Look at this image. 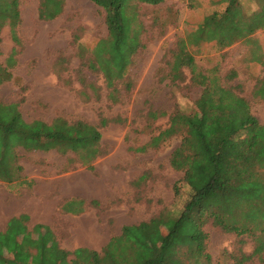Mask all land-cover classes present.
I'll list each match as a JSON object with an SVG mask.
<instances>
[{
	"label": "trees",
	"instance_id": "obj_1",
	"mask_svg": "<svg viewBox=\"0 0 264 264\" xmlns=\"http://www.w3.org/2000/svg\"><path fill=\"white\" fill-rule=\"evenodd\" d=\"M91 1L103 10L107 33L87 42L73 35L74 55L79 60L75 79L87 99H99L105 89L107 100L115 104L123 91L132 88L130 67L146 46L138 5L156 7L166 0ZM189 1L198 18L191 22L190 30L177 36L170 51L168 78L172 83L182 82L188 71L190 81L201 88L200 94L190 113L173 111L168 125L136 149L157 148L168 138L180 136L169 158L171 167L182 173L186 188V200L179 212L161 211L137 225H124L120 234L110 237L99 251L83 246L65 249L44 226L26 232L22 227L29 216L22 214L7 222L5 233L12 254L9 247L0 245V264H213L207 250V224L225 233L252 237L251 254H242L235 264L264 252V123L252 114L245 97L228 84L236 77L235 71L227 73L223 81L217 66L205 72L196 62V53L208 47L224 48L264 29V0H258V8L250 13L244 12L240 0H214L225 6L209 13L196 0ZM64 5L65 0H39L38 18L53 20ZM20 22L19 0H0V41L7 26L15 46H20ZM18 52L14 47L6 66L0 64V84L10 79L8 67L13 66ZM65 61L61 57L57 63ZM88 73L100 75L104 84L97 85ZM257 93L264 95V85ZM165 113L150 110L147 115L154 120ZM120 121L100 117L99 126L62 116L50 122L27 121L16 103L0 99V181L33 187L34 180L23 174L19 149L73 154L82 165L93 169L94 161L105 154L100 128ZM146 179L143 174L134 183L140 185ZM173 187L180 196V185Z\"/></svg>",
	"mask_w": 264,
	"mask_h": 264
},
{
	"label": "rangeland",
	"instance_id": "obj_2",
	"mask_svg": "<svg viewBox=\"0 0 264 264\" xmlns=\"http://www.w3.org/2000/svg\"><path fill=\"white\" fill-rule=\"evenodd\" d=\"M196 2L205 13L225 6L214 0ZM240 3L246 13L258 8V0ZM38 6L39 0H19L20 46H15L7 26L1 31L0 64L6 66L14 47L19 50L13 66L8 67L10 79L0 84L1 101L16 103L27 121L50 122L57 116L98 126L100 117L121 121L100 128L105 154L94 161L93 169L73 154L19 149L23 174L35 183L28 189L0 181V245L9 247L12 254L5 233L7 222L27 214L22 230L44 226L65 249L83 246L99 251L110 237L120 234L122 226L137 225L161 211L177 214L186 200L182 173L169 162L180 136L168 138L157 148L136 149L168 125L173 111L190 113L200 94L201 88L190 81L188 71L182 82L172 83L168 78L170 51L177 36L190 30L198 14L189 0H166L156 7L138 5L146 46L130 67L132 88L112 104L105 89L99 99H87L75 79L79 60L74 55L73 35L82 42L105 36L103 10L91 0H65L59 16L41 20ZM61 57L66 61L59 65ZM196 62L205 72L217 66L223 81L227 73L235 71L236 77L228 84L245 97L252 114L264 123V95L257 93L264 85V29L224 48L208 47L196 53ZM87 77L97 85L104 84L100 75L88 73ZM150 110L166 115L152 120L147 115ZM143 174L146 181L135 185ZM175 183L180 185V196L174 191ZM92 200L97 203L91 204ZM205 230L213 264H235L242 254L253 250L249 235L225 233L210 224ZM243 264H264V252Z\"/></svg>",
	"mask_w": 264,
	"mask_h": 264
}]
</instances>
